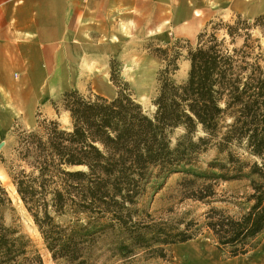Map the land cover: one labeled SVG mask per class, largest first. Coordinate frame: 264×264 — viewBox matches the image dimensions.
<instances>
[{"label":"trees","instance_id":"1","mask_svg":"<svg viewBox=\"0 0 264 264\" xmlns=\"http://www.w3.org/2000/svg\"><path fill=\"white\" fill-rule=\"evenodd\" d=\"M257 27L264 28V14L254 22L221 18L208 22L195 42L153 48L162 66L152 112L112 60L116 96L66 90L53 105L58 115H69L70 127L42 117L33 128H15V145L1 160L55 262L98 264L139 251L147 259H168L170 246L205 228L230 257L258 246L264 233V53ZM182 57L190 68L178 82ZM212 147L218 157L200 168L201 154ZM176 173L184 175L182 200L210 206L203 223L186 215L157 219L144 205ZM233 180L249 182L237 213L213 205L227 201L217 197V183ZM13 210L0 183V264H45L33 239L8 221Z\"/></svg>","mask_w":264,"mask_h":264},{"label":"rangeland","instance_id":"2","mask_svg":"<svg viewBox=\"0 0 264 264\" xmlns=\"http://www.w3.org/2000/svg\"><path fill=\"white\" fill-rule=\"evenodd\" d=\"M138 10L130 9V17L121 26H114L111 37L105 36L103 40L107 45L112 46V52L105 58H98L90 64L91 74L77 76L76 73L61 74V85L63 88L49 90L48 98L40 100L34 105L31 112L17 111L13 120L11 117L8 129L0 134V143L6 144L0 149V183L9 191L13 201L14 210L8 213V221L28 234L43 255L45 264H58L45 248L43 239L36 227L31 215L25 208L17 191L12 188V181L2 163V155H9L15 145V128L22 125L25 128H33L38 118L49 117L57 119L62 126L70 127L69 115L62 112L56 113L53 102L57 101L63 92L70 89H79L83 93H100L107 97H114L117 94V87L111 80V61H115L116 72L122 81L129 83L134 97L142 103L145 110L152 112L155 109L154 98L159 91L158 72L162 66L159 58L153 53V48L158 46L172 45L176 40L196 41L197 35L202 31L208 22L219 19L230 20L242 15L254 22L255 18L264 14V0H219L217 7H212L208 0H145L144 8ZM134 15L142 18L136 20ZM191 18H187V17ZM186 18L184 20H181ZM124 21V20H123ZM122 31V32H121ZM256 36L260 37L264 53V28L257 27L254 30ZM111 43V44H110ZM99 54V52H98ZM264 58V57H263ZM264 64V59H263ZM190 62L184 57L180 60V68L174 75V79L181 82L187 78ZM54 74L52 73L51 77ZM52 79V78H51ZM40 114L42 116H40ZM5 127V126H4ZM178 130L176 135L181 134ZM203 134L199 132V135ZM218 157L216 148L212 147L200 156L199 167L206 169L208 163ZM184 178L182 173H176L169 177L153 197L146 199L144 205L157 219L176 220L184 215L188 219H195L199 224L205 220L204 213L209 205L190 199L182 200V193L179 192L178 182ZM12 185V186H11ZM218 198L227 201L215 202L213 205L229 209L232 213L239 212L236 205L243 200L242 195L249 191L247 180L222 181L217 183ZM259 244L255 248V254H264V233L259 235ZM188 243V244H184ZM184 243L174 244L169 247L170 257L168 259L153 258L147 259L143 251L128 260L115 259L105 262L103 258L98 264H202L199 254L211 255L218 252L220 261L230 258L226 251L220 249L213 240L211 233L205 228L202 233L192 240ZM256 256V255H255ZM186 257L189 260H186Z\"/></svg>","mask_w":264,"mask_h":264},{"label":"crops","instance_id":"3","mask_svg":"<svg viewBox=\"0 0 264 264\" xmlns=\"http://www.w3.org/2000/svg\"><path fill=\"white\" fill-rule=\"evenodd\" d=\"M218 2L208 0L212 7ZM144 4L145 0H0V133L17 111L30 113L48 98L49 90L63 88V72L91 74V62L112 52L103 40L111 37L114 26L123 30L129 10L139 11ZM255 252L226 261H220L218 252L199 257L202 264H264V254Z\"/></svg>","mask_w":264,"mask_h":264},{"label":"water","instance_id":"4","mask_svg":"<svg viewBox=\"0 0 264 264\" xmlns=\"http://www.w3.org/2000/svg\"><path fill=\"white\" fill-rule=\"evenodd\" d=\"M5 144H6V142H5V141H2V142L0 143V149H1L2 147H4Z\"/></svg>","mask_w":264,"mask_h":264},{"label":"bare ground","instance_id":"5","mask_svg":"<svg viewBox=\"0 0 264 264\" xmlns=\"http://www.w3.org/2000/svg\"><path fill=\"white\" fill-rule=\"evenodd\" d=\"M12 186V185H11ZM13 190L16 192L15 188L12 186Z\"/></svg>","mask_w":264,"mask_h":264}]
</instances>
